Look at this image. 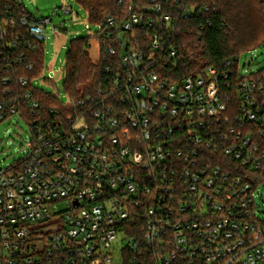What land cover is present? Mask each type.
<instances>
[{
	"label": "built area",
	"instance_id": "obj_1",
	"mask_svg": "<svg viewBox=\"0 0 264 264\" xmlns=\"http://www.w3.org/2000/svg\"><path fill=\"white\" fill-rule=\"evenodd\" d=\"M50 21L0 4V122L29 128L26 154L0 168V264H264V71L241 72L239 56L222 64L234 78L163 76L151 64L161 48L176 56L165 42L178 20L130 5L117 33L112 17L90 30L110 72L98 93L46 105L41 72L20 63Z\"/></svg>",
	"mask_w": 264,
	"mask_h": 264
},
{
	"label": "trees",
	"instance_id": "obj_2",
	"mask_svg": "<svg viewBox=\"0 0 264 264\" xmlns=\"http://www.w3.org/2000/svg\"><path fill=\"white\" fill-rule=\"evenodd\" d=\"M87 13V21L91 24L104 23L109 17L117 24L115 33L120 31L121 24L129 15V6H149L157 4L163 10H169L172 17L177 18L176 28L172 36L166 40L165 46L176 49L175 57H171L161 49L156 50L151 68L172 80L190 74L202 72L205 67L213 66L218 71H230L234 78L238 71L234 63L230 67L223 66L225 60H233L242 52L264 43V0H76ZM1 5H9L13 12L21 14L25 8L21 0H0ZM207 5L208 10L203 7ZM195 7V11L187 18L180 16L179 10L184 7ZM199 8L202 9L201 13ZM207 21L210 24H207ZM203 24V28L200 25ZM61 30V29H58ZM64 31V30H61ZM151 28L137 31V42L147 53L150 49ZM94 36L71 39L66 54L65 91L69 98L79 100L98 93V86L106 81L110 72L104 70L106 60L100 58L93 62L87 51L89 40ZM116 45L115 39L109 41ZM102 53L105 52L104 48ZM43 44L37 43L26 50L20 63L21 73L24 67L32 63L33 74L43 69ZM264 71V69H261ZM34 95L46 105L61 106L56 97L34 86ZM230 92V91H229ZM230 94L236 95L234 90Z\"/></svg>",
	"mask_w": 264,
	"mask_h": 264
},
{
	"label": "rangeland",
	"instance_id": "obj_3",
	"mask_svg": "<svg viewBox=\"0 0 264 264\" xmlns=\"http://www.w3.org/2000/svg\"><path fill=\"white\" fill-rule=\"evenodd\" d=\"M21 2L33 17L37 19L49 17L51 20L44 24L46 37L43 41V69L41 78L35 86L65 102L68 99L64 86L66 54L70 41L89 35L90 30H95V26L88 23L86 11L76 0H21ZM65 7L72 12L64 13ZM86 24L89 25V30L86 29ZM87 51L92 61L98 59L99 43L96 37L89 40ZM243 62L246 63L245 67H241ZM239 64L243 73L264 69V43L242 52ZM28 141L29 128L23 119L12 117L0 122V168L23 158L28 151ZM255 203L256 215L260 220H264V186L258 188Z\"/></svg>",
	"mask_w": 264,
	"mask_h": 264
}]
</instances>
